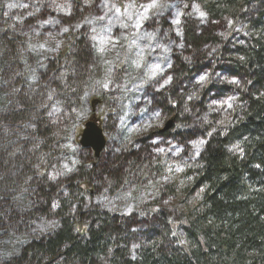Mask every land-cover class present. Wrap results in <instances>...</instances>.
<instances>
[{
    "label": "trees",
    "instance_id": "trees-1",
    "mask_svg": "<svg viewBox=\"0 0 264 264\" xmlns=\"http://www.w3.org/2000/svg\"><path fill=\"white\" fill-rule=\"evenodd\" d=\"M195 1L207 20L201 25L187 21L182 54L173 57L172 81L156 94L165 112L175 108L185 111L186 107L196 112L194 119L188 120L175 110V118L181 120L175 138L182 141L195 136L204 142L196 167L186 176L190 184L184 188H189L187 197L179 199L181 214L175 219L173 210L161 199L131 215L86 206V198L78 199L80 192L92 197L106 180L114 181V186L125 180L135 182L140 171L134 165L146 151V143L162 132L143 134L132 144V151L114 157L105 155V144L98 157L92 153L88 162L78 166L81 174L55 185L47 174L48 164L58 153V137L50 136L45 113L37 111L38 97L31 102L20 93L13 98L16 105L0 114V135L4 128L24 134L33 128L34 133L25 135L22 148L15 143L14 154H8L7 145L0 142V230L23 234L26 222L53 213L51 209L60 202L66 204L53 216L57 223L54 230L31 238L15 257L0 264H264V0ZM62 21L69 26L73 20ZM231 21L243 29L237 40L231 35ZM69 31L67 47L52 57L44 81L53 79L54 94L75 103L90 52L86 38L76 30ZM73 43L74 52L69 54ZM69 59L77 67V79L57 75ZM212 64L220 69L222 82H228L219 91H226L236 101L229 122L216 130L203 125L207 92L191 85L194 76ZM49 74L51 78L46 77ZM28 75V69L24 70L18 84ZM189 88H195L199 100L184 99ZM103 98L107 94L99 93L95 106L100 108ZM108 106L104 102L105 109ZM103 115L94 114L105 133L100 122ZM14 124L18 129L14 130ZM80 131L81 127L77 136ZM152 167L150 170H156ZM65 187L69 192L62 200L60 190ZM171 194L174 192L167 193ZM19 195L23 198H17ZM26 196L32 198L34 210L20 207L21 199L29 200ZM177 227L183 229L187 244L178 243L174 248L168 237Z\"/></svg>",
    "mask_w": 264,
    "mask_h": 264
},
{
    "label": "rangeland",
    "instance_id": "rangeland-1",
    "mask_svg": "<svg viewBox=\"0 0 264 264\" xmlns=\"http://www.w3.org/2000/svg\"><path fill=\"white\" fill-rule=\"evenodd\" d=\"M0 9V27L4 26L0 28V114H6L16 105L13 98L20 93L31 102L38 97L37 111L45 113L51 126L50 136L58 137L57 156L51 165L48 164L50 182L57 185L60 180L75 178L83 171L78 166L88 162L87 156L90 157L93 151L79 144L77 130L82 129L94 114H104L100 121L105 130L104 153L111 157L129 153L140 136L157 131L172 120L165 133L155 134L146 143L145 154H141L133 167L139 166L140 171L135 182L125 180L120 186H114V181L106 180L97 184L98 189L92 197L80 192L78 199L84 197L86 206L101 207L119 215L133 214L161 199L163 205L168 203L177 219L181 214L179 199L187 197L189 191V188L184 189L190 184V178L186 177L188 170L196 167L204 142L195 136L177 140L175 132L181 130V120L175 118L176 111L182 112L188 120H193L196 112L187 107L185 111L175 108L176 111L165 112L158 104L156 94L172 81L173 57L182 54L183 28L187 21L201 25L207 20L199 4L195 0H0ZM74 9L75 16L72 15ZM62 18L73 21L68 26ZM237 23L230 22L235 40L243 35L242 26ZM69 30H76L86 38L90 52L75 103L54 94L51 89L53 79L44 81L52 57L67 47ZM75 43L69 48V54H73ZM26 69L29 75L18 84ZM76 69L69 59L57 75L77 79ZM222 80L220 69L212 64L206 72L194 76L191 83L192 87L198 85L207 92L203 103L206 113L203 125L215 130L229 122L236 104L233 96L219 91L228 83ZM194 89L184 92L186 101L190 97L199 100ZM99 93L107 94V98L100 101V108L95 106ZM104 102H108V111ZM15 129H18L16 124ZM33 130L24 134L4 128L0 142L7 145L8 154H14L17 152L15 143L22 148L21 141L25 135L34 133ZM15 164L16 170H20ZM151 165V169L155 166L156 170H150ZM60 192L62 200H66L63 198L69 192L68 188H62ZM171 192L174 195H167ZM25 198L29 200L21 199L20 207L27 211L33 209L32 198ZM65 204L60 202L51 209L53 213L26 222L23 234L1 229L0 262L15 257L31 238L54 230L57 223L53 216ZM176 229L168 237L174 248L178 243L187 244L183 229ZM164 240L161 242L163 247Z\"/></svg>",
    "mask_w": 264,
    "mask_h": 264
},
{
    "label": "water",
    "instance_id": "water-1",
    "mask_svg": "<svg viewBox=\"0 0 264 264\" xmlns=\"http://www.w3.org/2000/svg\"><path fill=\"white\" fill-rule=\"evenodd\" d=\"M172 123V120H169L163 129L159 130L160 132L166 131ZM79 144L82 147L90 148L93 151V155L98 157L102 152L106 144V139L103 133V130L99 122L95 119L87 120L82 127L80 132Z\"/></svg>",
    "mask_w": 264,
    "mask_h": 264
},
{
    "label": "bare ground",
    "instance_id": "bare-ground-1",
    "mask_svg": "<svg viewBox=\"0 0 264 264\" xmlns=\"http://www.w3.org/2000/svg\"><path fill=\"white\" fill-rule=\"evenodd\" d=\"M164 127H161L159 130L163 129ZM131 215V214H130Z\"/></svg>",
    "mask_w": 264,
    "mask_h": 264
},
{
    "label": "snow or ice",
    "instance_id": "snow-or-ice-1",
    "mask_svg": "<svg viewBox=\"0 0 264 264\" xmlns=\"http://www.w3.org/2000/svg\"><path fill=\"white\" fill-rule=\"evenodd\" d=\"M11 6V5H10ZM204 79V77H201V80H203Z\"/></svg>",
    "mask_w": 264,
    "mask_h": 264
}]
</instances>
